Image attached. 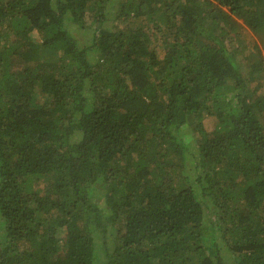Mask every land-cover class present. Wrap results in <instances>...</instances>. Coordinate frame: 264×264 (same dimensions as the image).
Listing matches in <instances>:
<instances>
[{"label": "trees", "instance_id": "16d2710c", "mask_svg": "<svg viewBox=\"0 0 264 264\" xmlns=\"http://www.w3.org/2000/svg\"><path fill=\"white\" fill-rule=\"evenodd\" d=\"M263 89L264 0H0V264H264Z\"/></svg>", "mask_w": 264, "mask_h": 264}, {"label": "rangeland", "instance_id": "374dc122", "mask_svg": "<svg viewBox=\"0 0 264 264\" xmlns=\"http://www.w3.org/2000/svg\"><path fill=\"white\" fill-rule=\"evenodd\" d=\"M74 28H75V27H74ZM243 30L246 31V35H247V36H245V37H246V38H247V37L249 38V37L251 36V32H250L248 29H245V27L241 28V32H243ZM72 31H73L74 34H76V35H78V36H80V37H83V36H84V35L82 34V31H81L79 28L73 29ZM158 51H159V49H158ZM261 93H264V89L262 90ZM39 186H40V185H39Z\"/></svg>", "mask_w": 264, "mask_h": 264}]
</instances>
